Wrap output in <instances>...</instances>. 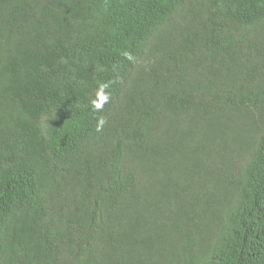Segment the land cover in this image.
Returning a JSON list of instances; mask_svg holds the SVG:
<instances>
[{
    "label": "trees",
    "instance_id": "1",
    "mask_svg": "<svg viewBox=\"0 0 264 264\" xmlns=\"http://www.w3.org/2000/svg\"><path fill=\"white\" fill-rule=\"evenodd\" d=\"M182 3L0 0V264H264V0Z\"/></svg>",
    "mask_w": 264,
    "mask_h": 264
},
{
    "label": "clouds",
    "instance_id": "2",
    "mask_svg": "<svg viewBox=\"0 0 264 264\" xmlns=\"http://www.w3.org/2000/svg\"><path fill=\"white\" fill-rule=\"evenodd\" d=\"M199 0H188L187 2H185V0H183L182 4L188 5V4H195L197 3ZM165 27L167 28V26L165 25ZM251 30V28H250ZM187 34L184 33H179L183 39L187 42V46H186V50H198V53L201 52V50H208L206 48L207 44L205 42L201 43L200 45H194L190 40H188V35H193L195 37H201L197 32H194L193 30L190 31H186ZM168 50H180L177 46H172L170 48H168ZM130 58V57H129ZM107 87V85H101L100 90L97 93V96L99 98L100 102H97L96 100H93L92 104H93V108L95 110H102L104 103H106L109 99L108 95L104 93V89ZM105 123V121L103 119L100 120L99 125L97 130L100 131L103 127V124ZM240 161H242V155H239Z\"/></svg>",
    "mask_w": 264,
    "mask_h": 264
},
{
    "label": "rangeland",
    "instance_id": "3",
    "mask_svg": "<svg viewBox=\"0 0 264 264\" xmlns=\"http://www.w3.org/2000/svg\"><path fill=\"white\" fill-rule=\"evenodd\" d=\"M187 1H188V0H185V2H187ZM205 66H206V65H205ZM205 66H204L203 68H201L202 71H204ZM239 155H241L240 152H238V153L235 155V159L238 160V161H240Z\"/></svg>",
    "mask_w": 264,
    "mask_h": 264
}]
</instances>
